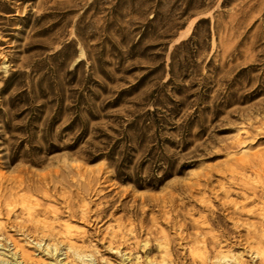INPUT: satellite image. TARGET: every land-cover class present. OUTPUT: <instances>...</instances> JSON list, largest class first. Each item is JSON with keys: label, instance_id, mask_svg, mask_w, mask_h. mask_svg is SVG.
<instances>
[{"label": "rangeland", "instance_id": "1", "mask_svg": "<svg viewBox=\"0 0 264 264\" xmlns=\"http://www.w3.org/2000/svg\"><path fill=\"white\" fill-rule=\"evenodd\" d=\"M263 162L264 0H0V175L52 176L67 253L15 205L29 264H261Z\"/></svg>", "mask_w": 264, "mask_h": 264}, {"label": "bare ground", "instance_id": "2", "mask_svg": "<svg viewBox=\"0 0 264 264\" xmlns=\"http://www.w3.org/2000/svg\"><path fill=\"white\" fill-rule=\"evenodd\" d=\"M11 160L14 161V158H11ZM259 183L261 186H257L252 190L254 195L253 198H258L259 201L262 202L261 199H264V180ZM32 193L33 195L42 196L44 200H50L52 198V176L48 177L47 175L40 179H35L34 177L30 178L27 175H21L18 177H6L4 175H0V216L3 215L10 218V215L14 211L13 209L15 208V205H20L22 207L21 210L23 219L22 222L11 225V232L14 231L18 233L19 236L24 237L29 244L35 245V247L38 249L45 248L46 250L51 248V252H53V254L57 253V247L52 249V246L49 244L43 245L44 241L52 239V236H55L56 234L54 233V229H52V224L46 223L41 219L42 217H52V212L56 213V209L52 210V206L40 203L38 199L34 198V196H31ZM237 209L238 207H235L234 210L230 212L234 216H241V214L243 215V213L239 212L240 208L238 211ZM254 226L255 225H253V228L251 227L253 231L252 229L249 230V234L247 233L246 235L245 242L247 247H245V249L248 253H251L252 255H255V257L262 259L261 264H264V226ZM6 228L7 225L3 222H0V246L9 252V254H11V258H13L14 263H12V261L9 262L0 260V264H29V261L32 259L31 255L29 253L23 252L21 257L18 256L16 253L18 243L16 240H13L12 237L6 236ZM12 245L14 250H11ZM74 248V244L71 243L68 250ZM60 252H58V254L67 255V253H62V251ZM78 255L81 257V254ZM227 259L228 256L222 254L219 257V260L214 264H244L238 258L234 259L233 261ZM207 260L208 258L204 260L205 264ZM60 263L66 264L62 261ZM162 264H174V261L172 259L169 261L165 260V262Z\"/></svg>", "mask_w": 264, "mask_h": 264}]
</instances>
